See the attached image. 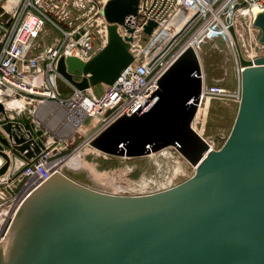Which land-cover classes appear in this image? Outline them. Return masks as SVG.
<instances>
[{
	"label": "water",
	"instance_id": "water-1",
	"mask_svg": "<svg viewBox=\"0 0 264 264\" xmlns=\"http://www.w3.org/2000/svg\"><path fill=\"white\" fill-rule=\"evenodd\" d=\"M140 5L141 0L101 5L108 40L87 60L59 58L61 93L111 85L133 63L136 27L127 19L139 16ZM0 21H12L2 2ZM254 23L264 42V11ZM157 25L149 20L145 33ZM230 30L243 67L242 97L219 149L194 126L205 81L191 45L159 77L146 110L123 114L86 139L94 149L123 157L174 146L197 166L196 173L161 191L126 195L103 191L62 167L19 208L0 244V264H264V54L246 58L235 28ZM0 112V177L13 179L42 155L46 137L1 100ZM18 161L24 164L13 173Z\"/></svg>",
	"mask_w": 264,
	"mask_h": 264
},
{
	"label": "built area",
	"instance_id": "built-area-1",
	"mask_svg": "<svg viewBox=\"0 0 264 264\" xmlns=\"http://www.w3.org/2000/svg\"><path fill=\"white\" fill-rule=\"evenodd\" d=\"M105 2H95L100 15L97 23L93 21L90 27H62L41 9L40 0H24L17 11L10 12L12 21L9 25L0 21V100L8 111L12 108L6 101L11 98L22 101L21 105L33 104L31 111L35 118H38L34 116L39 111L38 106L52 105L51 115L66 112L59 128L69 129L73 123L69 134H75L85 126L90 130L88 138L123 114L146 110L155 99L153 95L158 88L159 77L185 48L191 45L199 52L204 41L218 38L229 40L234 45L230 28L234 27L238 35L239 26L250 24L257 27L255 19L264 11V0H141L139 16L127 19L131 26L136 27L132 43L133 63L113 84H105L100 94L94 86L86 89L75 87L72 92L63 94L57 85L59 58L75 55L87 60L106 44L108 22L101 14V5ZM149 20L158 22L151 35L144 31ZM49 22L59 31V38L38 51L37 38ZM119 30L123 36L129 34L124 26L120 25ZM145 37L149 39L143 46L141 41ZM260 37L246 45L243 52L246 58L254 60L264 54V42ZM242 69L240 64L241 73ZM225 95L227 90L224 87L204 85L194 120L195 128L202 135L203 131L195 125L197 119L203 116L205 121L206 107L212 99ZM236 96L240 102L241 88ZM108 110L112 111L107 115ZM19 111L21 113L23 109ZM1 115L0 112V118ZM46 126L42 125L48 139L42 155L28 163L15 178L11 179L9 175L0 177V197L3 198L0 200V244L25 199L62 169L61 158L53 156L58 144L66 140L48 124ZM211 147L215 148L212 144ZM18 169L14 165L11 167L13 173ZM5 192L10 196L6 197Z\"/></svg>",
	"mask_w": 264,
	"mask_h": 264
},
{
	"label": "rangeland",
	"instance_id": "rangeland-1",
	"mask_svg": "<svg viewBox=\"0 0 264 264\" xmlns=\"http://www.w3.org/2000/svg\"><path fill=\"white\" fill-rule=\"evenodd\" d=\"M5 1L7 0H0L3 5ZM23 1L18 0L13 11H17ZM40 1L41 9L64 28L90 27V23L93 21L95 24L97 23L96 19L100 15L99 7L93 0ZM239 29L238 39L244 52L246 45L254 42L256 37L261 36V30L258 27H251L250 24L239 26ZM58 38L59 31L49 22L37 38L38 51H41L46 45L53 43ZM148 39V37H145L141 41L143 46ZM199 55L205 85L207 87L219 85L227 90V95L216 96L212 99L209 106L206 107V120L204 121L205 118L201 116L195 123L196 127L203 131L204 136L213 143L215 149H219L231 133L239 110L240 102L236 93L242 86V73L240 71L238 49L236 42L233 45L229 40L223 38L208 39L202 43ZM77 78H79V75H77ZM103 86L102 84L95 86L98 94L101 93L100 89ZM49 106L44 105L37 114V111L35 112L36 115L34 116L38 118L33 117L31 109H33L34 105L29 102L19 105L17 110L23 109L19 113L21 118L26 117L31 123L35 124L39 122V125L41 124L39 128L48 124L53 131L63 135L66 141L63 144H58L59 147L56 148L53 158L66 157V161L72 155L74 159L78 158L81 162L76 165L77 167L71 168V170L74 173L84 174L83 177L80 176L82 181L89 182L103 191L126 195L154 193L173 187L196 173L197 168L174 146L140 157L114 156L94 149L86 141L89 132L88 128L81 126L79 131H75V134H69L73 123L69 129L58 127L62 117L66 116V112L60 111L51 115L50 110L47 109ZM9 112L13 114L16 111L12 109ZM44 141L47 143V137ZM164 159L165 161H163ZM64 163H62V167L70 169ZM85 177L89 178L90 181L86 180ZM154 187L155 190H153ZM5 193L6 197L10 196L8 192ZM0 200H3V198L0 197Z\"/></svg>",
	"mask_w": 264,
	"mask_h": 264
},
{
	"label": "bare ground",
	"instance_id": "bare-ground-1",
	"mask_svg": "<svg viewBox=\"0 0 264 264\" xmlns=\"http://www.w3.org/2000/svg\"><path fill=\"white\" fill-rule=\"evenodd\" d=\"M17 1L18 0H7V1H5V3H4V7H5V9L7 10V11H9V12H13V10H14V8H15V6L17 5ZM105 1V0H104ZM16 4V5H15ZM7 102V104H8V106H9V108H12V109H14V111H16V113H20V109H18V111L15 109L16 108V106L18 105H21V103H23L22 101H19L18 99H14V98H11V99H9L8 101H6ZM41 106L42 105H40V106H38L39 107V109L41 108ZM39 109H37V110H39ZM35 124V123H34ZM36 126H35V129L37 130L38 128H39V123L37 122L36 124H35ZM41 129L43 130V128L41 127ZM44 131V130H43ZM87 141V140H86ZM85 141V142H86ZM87 144H89V143H87ZM212 145H213V143H211ZM90 145V144H89ZM80 148V147H79ZM168 148V147H167ZM165 149V148H164ZM164 149H162V150H164ZM161 151V150H160ZM170 151V150H169ZM174 151V150H173ZM177 151V150H176ZM172 152V151H171ZM160 153V152H159ZM158 154V153H157ZM164 154V153H163ZM170 155V154H169ZM172 156V155H171ZM148 157V156H147ZM174 157V156H173ZM155 158V157H154ZM66 157L64 158H61L60 159V162L61 163H64V164H66V165H68L69 167H70V169H68V171H72L71 170V168H73V167H75L77 164H79L81 161L80 160H78V158L76 159H74L73 158V155L70 157V158H68L69 160L68 161H66ZM150 160V159H149ZM161 160V159H160ZM155 161V160H154ZM163 161H165V159L163 160ZM157 162V161H156ZM158 162H159V160H158ZM21 163H22V161H18V163L16 164V165H14V166H16V167H19V165L21 166ZM160 163V162H159ZM179 163H181V162H179ZM189 163V162H188ZM190 164V163H189ZM156 165V164H155ZM178 165V164H177ZM64 166V165H63ZM165 166V165H164ZM77 167V166H76ZM172 167V166H171ZM186 167V166H185ZM196 168H197V166H195ZM192 168V167H191ZM190 169V168H189ZM188 169V170H189ZM166 170V169H165ZM157 171H159V170H157ZM168 171V170H167ZM185 171V170H184ZM190 172V171H189ZM185 173V172H184ZM157 174V173H156ZM164 174V173H163ZM162 174V175H163ZM160 175V174H159ZM168 175V174H167ZM94 177H95V175H93ZM165 176H166V174H165ZM173 176V175H172ZM152 177V176H151ZM157 177V176H156ZM153 178V177H152ZM155 178V177H154ZM148 179V178H147ZM151 180V179H150ZM153 180V179H152ZM161 183V182H160ZM163 184V183H162ZM167 188V187H166ZM153 190H155V187H154V189ZM142 194V193H141Z\"/></svg>",
	"mask_w": 264,
	"mask_h": 264
},
{
	"label": "crops",
	"instance_id": "crops-1",
	"mask_svg": "<svg viewBox=\"0 0 264 264\" xmlns=\"http://www.w3.org/2000/svg\"><path fill=\"white\" fill-rule=\"evenodd\" d=\"M106 1V0H105ZM104 0H102L101 2H105ZM102 85H104L103 87H102V89H100L101 90V92L104 90V88H105V84H102ZM94 89H96V87L94 86ZM96 91V90H95ZM52 108V105H50L47 109H51ZM49 110H48V112H49ZM36 130V129H35ZM90 131V130H89Z\"/></svg>",
	"mask_w": 264,
	"mask_h": 264
}]
</instances>
